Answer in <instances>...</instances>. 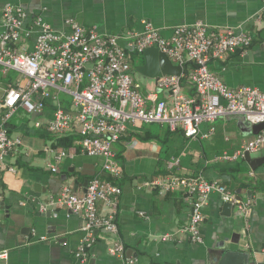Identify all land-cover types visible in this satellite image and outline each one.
Returning a JSON list of instances; mask_svg holds the SVG:
<instances>
[{"label": "crops", "instance_id": "crops-1", "mask_svg": "<svg viewBox=\"0 0 264 264\" xmlns=\"http://www.w3.org/2000/svg\"><path fill=\"white\" fill-rule=\"evenodd\" d=\"M10 3L26 10L28 22L40 17L58 31H68L66 21L72 19L84 27L96 28L101 34L140 32L144 22H150L166 37L173 27L195 22L212 29L251 32L254 38L250 47L237 50L224 61H210L208 67L228 87L264 88L261 0H0V12ZM31 41L21 44L19 49L29 50ZM10 71L13 70H3L0 66V105L8 88L23 82L20 76L10 78ZM146 78L149 81L146 80L145 86L151 88L154 78ZM183 91L192 94L187 85ZM46 104L41 114L28 113L18 107L4 122L8 135L20 138L22 144L8 159L15 172L0 168V254L6 252V256L0 257V264H119L108 252L111 238L100 232L88 259L81 262L74 250L85 237L83 217L64 207H58L56 215L39 210L40 202L56 194L63 185H70L78 193L84 191L85 176L76 172L77 168L84 170L93 166L86 169L94 170V174L102 178H110L101 170L100 158L75 159L76 154L81 153L73 147L72 135L58 136L47 131L45 123L51 118L54 104L50 99ZM19 110L30 116L13 118ZM2 111L0 108V124ZM36 122L41 126L36 127ZM216 123L223 129L221 135L216 133ZM211 126L214 132L207 137L213 141L210 145L222 139L224 152L240 149L252 136L251 126L242 116L230 115L212 124L203 123L197 137L187 138L181 134L182 139H206L200 134ZM165 133H154L146 124L138 123L115 145L123 166L122 177L116 180L122 188L116 222L126 256L133 264H264V165L253 171L241 156L240 161V157L223 160L217 157L220 154L200 165V156L196 158L194 154L188 160L186 153L170 148L166 143L170 138ZM172 139L179 143L180 138ZM62 148L74 153L63 159L57 172H51L48 165L53 163L54 151ZM256 152L253 157L264 155V145ZM173 157L179 160V165L171 172L218 181L239 198L250 199L248 210L239 211L218 191H212L202 208L200 241L192 242L183 232L191 215L185 192L160 193L158 188L145 184L168 173L167 163ZM191 164L197 167L192 169ZM98 206L104 208L102 202Z\"/></svg>", "mask_w": 264, "mask_h": 264}, {"label": "built area", "instance_id": "built-area-1", "mask_svg": "<svg viewBox=\"0 0 264 264\" xmlns=\"http://www.w3.org/2000/svg\"><path fill=\"white\" fill-rule=\"evenodd\" d=\"M260 18L264 17V0ZM26 10L16 4H6L0 12V66L16 71L24 84L8 88L0 108V168L15 172L8 159L22 144L18 137H10L4 127L18 108L28 113L41 114L53 102L51 118L45 123L49 133L72 135L73 147L85 155L101 159L99 174L88 177L83 192L70 185L40 202L39 210L54 212L64 207L84 219V239L74 250L81 262L89 257V250L99 232L111 238L108 252L119 264H133L125 254V244L116 222L118 199L122 188L117 179L122 177L123 166L115 148L129 128L138 123L166 124L170 131H180L187 138L199 135L201 124L239 115L250 125L264 122V88L241 85L228 87L210 68V61H224L237 50L253 43L251 32L224 28L212 29L202 22L172 28L163 36L150 22H144L140 32L127 30L119 34H101L93 27H84L68 19V31H58L40 17L28 22ZM31 41L29 50L19 49ZM264 46V40L262 41ZM147 48H156L173 64L182 67L180 74H162L154 78L152 87H145L135 79V55ZM191 95L183 91L184 86ZM61 94H63L61 96ZM65 95L70 96V100ZM36 127L41 123L36 122ZM214 132L210 127L200 134L207 138ZM264 145V129L252 134L232 156L227 152L218 156L236 160L245 152L253 153ZM50 151V150H49ZM74 152L62 148L54 151L51 172ZM179 165L173 157L167 163L168 173L147 180L160 193L184 191L191 205V215L183 232L192 242H199V225L203 220L202 208L212 191L239 211L246 212L250 199H241L232 190L215 180L201 176H184L171 169ZM2 192L0 191V200ZM102 202L104 208H99ZM163 240L166 238L163 237ZM6 256L2 252L0 257Z\"/></svg>", "mask_w": 264, "mask_h": 264}, {"label": "rangeland", "instance_id": "rangeland-1", "mask_svg": "<svg viewBox=\"0 0 264 264\" xmlns=\"http://www.w3.org/2000/svg\"><path fill=\"white\" fill-rule=\"evenodd\" d=\"M143 55H139V56H136L135 55V60L133 62V67L135 68L134 70V77L135 79L142 85L143 87V90H145L144 88L146 87L145 86V83H146V80L149 81L148 78H146V76L140 74L138 71H137V68L139 65H142L143 64ZM10 75V78H16L18 76H20L16 71H10L9 73ZM21 84H24V81L21 82ZM63 94H61L62 96ZM64 96V95H63ZM66 98L68 100H70V96L69 95H65ZM17 115H23V116H26V117H29L30 114L28 113H25V111L23 110H19L18 111V114L16 113L14 117H17ZM10 119V118H9ZM218 120V119H217ZM217 125V123H216ZM146 126L151 128L152 131L154 133H161V132H166L165 133V136H167V138L169 137L170 139L166 141V143L170 146V148H173L175 149L176 148V151H179V153H186L187 154V159H192L191 156L194 157V154L196 156V158H199V161H200V165H204V163L206 162V160H209L211 158H214L215 155H218V156H221L223 155L224 151L222 148H224L225 146H222V144L220 142H222V139L219 140V143L215 144L214 146L210 145L213 141L211 138H206V139H202V140H194V141H191L190 139H187L184 140L182 139L183 136L181 135L182 133L180 131H174L176 133H173V131H170L168 132V127L167 125L164 123L163 125L161 123H146ZM180 132V133H178ZM217 134L221 135L223 133V129L222 128H219L218 125H217ZM178 137L180 138L178 141L179 143L175 142L172 138L173 137ZM210 137V136H209ZM237 142V141H236ZM227 147V146H226ZM227 149V148H225ZM236 150H232V149H228L226 152L232 156L234 154ZM47 153H49L47 151ZM258 153L257 152H254L252 153V156H255L257 155ZM217 156V157H218ZM83 158H86V157H92V158H96L95 156H89V155H85V154H76L75 156V159H82ZM97 159V158H96ZM239 161L241 160V157L238 159ZM99 166H100V163H99ZM190 167L192 169L196 168L194 164H191Z\"/></svg>", "mask_w": 264, "mask_h": 264}, {"label": "water", "instance_id": "water-1", "mask_svg": "<svg viewBox=\"0 0 264 264\" xmlns=\"http://www.w3.org/2000/svg\"><path fill=\"white\" fill-rule=\"evenodd\" d=\"M144 62L141 66L137 67V71L149 78H155L162 74H180L182 67L178 64H173L172 61L163 53L159 52L156 48H147L143 51ZM264 129V122L254 124L251 126L249 132L251 134H257L259 131ZM251 170H256L259 166L264 165V155L253 157L251 153L245 152L242 156ZM93 166L84 167L85 169H75L76 172L85 176L84 188L87 184L88 177L94 175V170H87L86 168H92ZM93 169V168H92ZM47 215L50 212L46 213Z\"/></svg>", "mask_w": 264, "mask_h": 264}, {"label": "trees", "instance_id": "trees-1", "mask_svg": "<svg viewBox=\"0 0 264 264\" xmlns=\"http://www.w3.org/2000/svg\"><path fill=\"white\" fill-rule=\"evenodd\" d=\"M168 130H169V129H168ZM125 136H126V134H125ZM125 136H124V137H125ZM65 144L67 145V142H66Z\"/></svg>", "mask_w": 264, "mask_h": 264}]
</instances>
